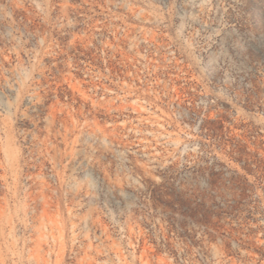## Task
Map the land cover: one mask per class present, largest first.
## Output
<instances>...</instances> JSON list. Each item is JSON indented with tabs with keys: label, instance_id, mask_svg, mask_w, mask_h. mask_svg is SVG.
<instances>
[{
	"label": "rangeland",
	"instance_id": "374dc122",
	"mask_svg": "<svg viewBox=\"0 0 264 264\" xmlns=\"http://www.w3.org/2000/svg\"><path fill=\"white\" fill-rule=\"evenodd\" d=\"M0 264H264V0H0Z\"/></svg>",
	"mask_w": 264,
	"mask_h": 264
},
{
	"label": "trees",
	"instance_id": "16d2710c",
	"mask_svg": "<svg viewBox=\"0 0 264 264\" xmlns=\"http://www.w3.org/2000/svg\"><path fill=\"white\" fill-rule=\"evenodd\" d=\"M179 205L186 206L188 210L193 212L194 214L200 215L202 218V222L204 224H208L210 220L211 214H214L212 211L206 208L204 205V201L202 200L198 201V197H196L193 201L188 202V201H181L180 199H176L175 201Z\"/></svg>",
	"mask_w": 264,
	"mask_h": 264
}]
</instances>
